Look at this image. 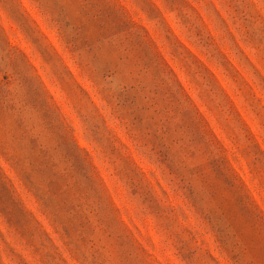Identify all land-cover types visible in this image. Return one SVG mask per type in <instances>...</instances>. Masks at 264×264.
Wrapping results in <instances>:
<instances>
[{
    "label": "rangeland",
    "instance_id": "1",
    "mask_svg": "<svg viewBox=\"0 0 264 264\" xmlns=\"http://www.w3.org/2000/svg\"><path fill=\"white\" fill-rule=\"evenodd\" d=\"M0 264H264V0H0Z\"/></svg>",
    "mask_w": 264,
    "mask_h": 264
},
{
    "label": "trees",
    "instance_id": "2",
    "mask_svg": "<svg viewBox=\"0 0 264 264\" xmlns=\"http://www.w3.org/2000/svg\"><path fill=\"white\" fill-rule=\"evenodd\" d=\"M43 162L38 166V168L43 169L47 172H51L54 168V165H52V167L49 165L50 164V158L47 155H43L42 156ZM13 163V165L15 166H19V162L13 158H11L10 160ZM25 173V179L27 182L30 183V185H32V189H34L40 199V202L42 204V211L45 215H50L53 217L55 222H60L63 218V209L68 208V214L73 216V220L78 219L79 220V224H82V228L85 227L86 225H92V219L90 217L91 214H97V216H99V213H96V211H94L92 209L91 206H89V204H82V203H77L75 204L74 201H65L62 203V205L60 204L61 202L58 201H54L56 200L60 194H66L67 192H70L71 187H69V184H66L65 181L63 182V180H65V176L64 175H59L56 174L54 179H51L47 185L49 187V197L47 198L44 193H43V189L40 186V188L36 187V185L34 184V182L30 181V177L29 175ZM61 183L62 187L59 189V184ZM34 187V188H33ZM55 192V193H52ZM42 194V196H41ZM52 194V195H51ZM66 232H71L70 228L67 226V229H65Z\"/></svg>",
    "mask_w": 264,
    "mask_h": 264
},
{
    "label": "clouds",
    "instance_id": "3",
    "mask_svg": "<svg viewBox=\"0 0 264 264\" xmlns=\"http://www.w3.org/2000/svg\"><path fill=\"white\" fill-rule=\"evenodd\" d=\"M84 67H86L87 68V70H89L90 71V69H89V67L85 64V65H83ZM95 78H96V76H95ZM97 79V78H96ZM97 81H98V83L101 85V87H102V90L105 92V88H106V85H105V82H104V80L103 79H97Z\"/></svg>",
    "mask_w": 264,
    "mask_h": 264
}]
</instances>
